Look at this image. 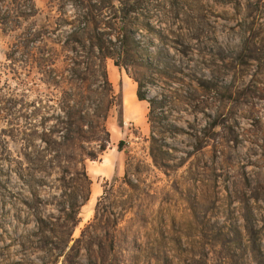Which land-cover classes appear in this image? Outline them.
I'll return each mask as SVG.
<instances>
[{"label": "rangeland", "instance_id": "1", "mask_svg": "<svg viewBox=\"0 0 264 264\" xmlns=\"http://www.w3.org/2000/svg\"><path fill=\"white\" fill-rule=\"evenodd\" d=\"M85 2L0 0V264H264V0H143L155 139L148 103L144 122L123 128L114 107L102 154L52 166L62 144L39 138L31 114L61 89L40 81L23 41L34 30L47 46L64 40ZM105 64L115 93L136 96L126 71ZM119 140L122 168L94 191L84 162L108 163Z\"/></svg>", "mask_w": 264, "mask_h": 264}, {"label": "trees", "instance_id": "2", "mask_svg": "<svg viewBox=\"0 0 264 264\" xmlns=\"http://www.w3.org/2000/svg\"><path fill=\"white\" fill-rule=\"evenodd\" d=\"M96 1L99 2L86 0L83 3L85 9L80 15L81 18L77 19L78 24L69 22V29L62 30L64 40L59 38L47 46L43 39H48L46 33L34 30L33 33L29 31V37L23 41L24 59L28 64L32 61L35 63L39 69L40 81L61 89L57 101H54L48 110L41 106L31 114L39 117V138L45 143L62 144L61 154L50 155L52 166L58 165L59 157L66 162H73L78 161L81 156L87 155L90 159H96L102 154L109 144L106 121L114 107L118 108V122L120 126L123 125L121 92L115 93L114 86L108 79L105 64L108 58L112 59L114 65L122 67L137 83L135 94L137 98L148 103L150 139H155V124L159 122L156 108L160 102L157 98L148 96L146 82L147 78L154 74L152 69L159 67L150 59V56L154 55L153 49L142 46L138 38L141 22L144 18L147 19L144 11L150 10L151 7L145 5L143 0ZM94 9L99 13H95ZM154 16L155 20H161L157 15H149L148 18ZM150 29L155 36L163 35L160 27L150 25ZM36 39L42 42V48L35 49L32 46ZM30 43L31 45H28ZM56 50L58 53L52 57L51 53ZM51 72L53 75H50ZM23 116L25 119L26 115ZM121 143L119 140V148ZM47 149L57 153L53 147ZM88 182L90 183L89 179ZM88 195L89 191L72 207L67 241L71 238V228L78 222L79 206L85 203ZM39 220L45 223L41 216ZM56 257L54 254L49 264H55Z\"/></svg>", "mask_w": 264, "mask_h": 264}, {"label": "crops", "instance_id": "3", "mask_svg": "<svg viewBox=\"0 0 264 264\" xmlns=\"http://www.w3.org/2000/svg\"><path fill=\"white\" fill-rule=\"evenodd\" d=\"M130 87V85H129ZM126 94V93H125ZM131 95V96H130ZM121 100H122V121L123 127H125L126 123L133 122L134 124H142L145 120L144 114L147 112V102L144 100H140L137 96H134L133 93L128 92L127 96L124 97V91L121 92ZM105 151V150H104ZM102 161H100L101 166H106L105 170L103 167L99 166V163L95 161H91L89 163L84 162V171L89 176L91 180L92 189L94 191L98 190V183L100 175L105 178L112 177L115 175L120 168H122V159L120 155V148L114 149L112 154L110 155V159L108 163H106L107 158L105 155L101 156ZM92 190V191H93Z\"/></svg>", "mask_w": 264, "mask_h": 264}, {"label": "bare ground", "instance_id": "4", "mask_svg": "<svg viewBox=\"0 0 264 264\" xmlns=\"http://www.w3.org/2000/svg\"><path fill=\"white\" fill-rule=\"evenodd\" d=\"M131 96V95H130Z\"/></svg>", "mask_w": 264, "mask_h": 264}]
</instances>
